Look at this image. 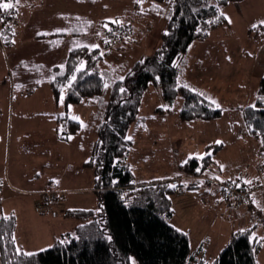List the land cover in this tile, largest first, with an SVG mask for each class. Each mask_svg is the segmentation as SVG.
Masks as SVG:
<instances>
[{"label":"rangeland","instance_id":"obj_1","mask_svg":"<svg viewBox=\"0 0 264 264\" xmlns=\"http://www.w3.org/2000/svg\"><path fill=\"white\" fill-rule=\"evenodd\" d=\"M23 4V0L16 2L17 6ZM159 7L150 8L137 0H98L93 7L79 6L78 9H82L84 14H92V18L100 22L98 37H102L106 22L132 23L136 29L133 38L123 42L128 43L126 47L117 46L112 50L99 47L105 55L99 65L102 74L106 73L110 77L117 75L121 80L137 61L151 57L160 49L162 35L167 33L166 22L172 11L170 6ZM39 9L43 12L38 10L35 15L28 13L32 24L47 17L43 7ZM221 12L225 16L224 25L212 31L215 34L211 38L208 34L204 39L193 41L194 48L190 45L176 65L178 86H184L202 96L214 109L220 111L219 116L214 119L182 120L180 111L183 97L177 95L172 102H167L159 85H150L140 99L137 115L140 121L130 126L126 136L127 141L133 143L125 156V162L130 166L134 182L171 179L180 174L179 166L188 159L194 157L201 160L206 156L211 161L210 166L214 169L215 176L233 178L240 175L247 181L251 180L247 177L250 175L248 169L259 162L260 140L247 128L243 110L254 105L259 82L263 79L255 66L258 62H254V59L258 60L255 53L258 52L260 39L264 35V25L260 24L262 18L257 0L232 3L223 7ZM12 24H18V18L16 24L10 20L6 23L1 20L0 29L11 26V33L14 35ZM13 35L5 38L0 35V176L9 172L11 183L9 178L8 183L15 195V204L9 205L17 209L14 211L16 226L18 223L16 244L19 250L23 247L25 252L36 253L39 251H30L28 248L42 245L43 241H38L43 237L40 235V228L34 224L25 199L34 194V189H41L42 192L70 186L77 193L80 192L75 204L82 214L86 212L82 210L89 211L87 208L98 207L97 193L83 190L95 180L94 168L85 164L77 167L76 163L82 158L87 161L91 157L98 136L96 129L104 119L106 100L96 106L83 105L65 110L62 103L56 104L48 89L21 87L23 82L37 79L38 64L43 69L42 60L49 58L44 54L38 56L31 32H27L26 39L20 38L21 33L20 37L12 40ZM18 49L20 50L16 52ZM225 50L227 56H223ZM9 52L13 53L12 56H7ZM59 58L60 56L56 61ZM44 71L42 70L43 75ZM108 96L107 94V101ZM165 105L168 107H164ZM56 113L58 117L52 120ZM82 117L87 119L82 120ZM59 118L64 122L67 119L77 122L79 130L75 134L69 133L67 139L62 138L63 126ZM257 164L256 175L261 168L264 169L263 165ZM183 176V192L168 195L171 216L162 215L161 218L173 229L187 236L191 259L192 255L196 258L197 253L193 252L204 235L214 237L217 228L223 229L224 233H228L223 237L224 244H229L232 239L231 230L235 233L239 231V226L236 224L229 231L227 226L230 229L231 221L227 217L218 215L203 199L200 201L192 198L198 192L191 188L196 183L187 187L185 181H198L199 186L207 187L199 178L201 176L185 172ZM218 192L221 206H228L219 190ZM186 196L191 199L185 200ZM39 205L40 203L35 206ZM232 206L239 210L244 208ZM260 209L263 210L264 207ZM37 212L48 214L50 210L41 208ZM69 217L65 219L68 223L73 222L77 226L81 224L80 220ZM62 225L59 224L58 227L65 229ZM262 235L259 252L261 257L258 254L256 259L259 257L264 261V232ZM68 236L69 234L64 235L67 240ZM209 240L211 238L206 239ZM133 260L138 264L135 258L130 259V264Z\"/></svg>","mask_w":264,"mask_h":264},{"label":"trees","instance_id":"obj_2","mask_svg":"<svg viewBox=\"0 0 264 264\" xmlns=\"http://www.w3.org/2000/svg\"><path fill=\"white\" fill-rule=\"evenodd\" d=\"M143 1L149 2L155 9L170 6L172 14L170 16L168 11L167 33L162 35L160 49L151 57L137 61L123 79L101 73L99 65L105 55L99 48L77 44L69 51L62 69L54 67L53 71L36 75L38 81H48L53 100L57 105L62 103L65 110L83 105L96 106L106 100L104 122L102 120L96 129L98 136L91 157L85 163L94 168V189L100 209L82 210L86 211V217L81 210L69 211L68 216L81 221L74 235H69L68 240L65 237L56 240L50 248L32 255H26L16 244V218L0 215V264H130V258H135L138 264H207L193 255L190 259L187 236L173 229L161 216H171L168 195L183 192L181 181L184 172L192 176H215L211 161L207 156L201 160L192 157L179 166L180 174L171 179L137 183L133 181L130 166L125 162L128 149L133 144L127 141L126 136L130 126L140 121L137 119L140 99L150 85H159L167 102H172L177 95L183 97L180 111L182 120L214 119L219 116L220 111L202 96L178 86L176 65L193 41L206 38L224 25L223 7L245 0ZM1 20L5 23L9 21L2 17ZM16 25L12 24L13 31ZM11 31V26L1 28L0 35L10 37L13 35ZM83 35L84 32H79L74 33L73 37ZM81 62L84 65L82 68ZM243 118L249 131L260 140V150L264 151V79L259 82L254 105L243 110ZM59 120L63 126L62 138L67 139L69 133L75 134L79 130L77 122ZM215 177L220 178L219 175ZM185 182L187 187L194 183L196 186L191 188L200 187L198 181ZM203 183L213 187L208 180ZM8 188L12 189L10 186ZM4 190L5 187L0 191V198ZM44 191H51L54 196L50 202H46L40 192V199L36 203L40 205L35 206L36 211L60 204L64 199L61 191ZM261 211L264 213V209ZM256 225L259 226L258 223ZM250 231L233 233L231 241L214 264H257L260 241L251 240Z\"/></svg>","mask_w":264,"mask_h":264},{"label":"crops","instance_id":"obj_3","mask_svg":"<svg viewBox=\"0 0 264 264\" xmlns=\"http://www.w3.org/2000/svg\"><path fill=\"white\" fill-rule=\"evenodd\" d=\"M23 1H24L23 6L22 5L17 6L16 5L17 0H12L18 12V24L15 28V34L17 36L14 34L12 37V40H16V37L17 38L20 37L21 33L22 35L20 38L26 39L27 32L32 33L33 38L31 39H33V43L37 45L36 53L38 54V56L41 57V56L46 55L49 58V60L47 59V57L46 59L42 60L43 61L42 64L44 65L43 69L41 68L40 64H38L37 71H36L38 75L39 73H42V70L43 71L45 70L46 72H50L54 70V67H57V69H62L64 67V62H65L66 57L68 56L69 51L72 49V47L75 44L80 45V46H88V47H90L91 45H96L97 47L95 48H99L100 46L102 47V37L97 36L100 31V26H99L100 22H96L92 18L93 17L92 14H84L81 11L82 9L81 10L78 9L79 6L93 7L94 3L98 0H45V1L44 0H23ZM245 1H251V0H245ZM142 2L143 3L141 4L145 3L150 8H152L149 2H144L143 0ZM257 3L260 4V18H262L260 19V21H264V0H257ZM41 6L43 7L44 14L47 15V17L42 18V20L36 21L32 24V21L28 17V13L32 12L35 15V13L38 10H40L39 8ZM40 12H43V11L40 10ZM27 28H30V29H27ZM57 29H61L62 31H57ZM76 30L77 32H74ZM79 32L81 33L84 32V35L80 37H73L74 33H79ZM134 34H136V29H134L133 36ZM212 34L214 35L215 33L211 32L209 34L210 36L209 38L212 37ZM10 43H11V39H10ZM28 43H31V42L28 41ZM127 44L128 43H121L118 46L126 47ZM17 45L18 43L16 44V46ZM194 46H195V43H192L191 47L194 48ZM127 48L126 50L128 51ZM19 50L20 49H18L16 52H18ZM0 52L2 53V50H0ZM12 54L13 53L9 52L7 56H12ZM255 55L258 56V60L254 59V62L256 61L258 62V64L255 65L256 69L259 72V74L262 75L261 77L264 79V35L260 39L259 50L257 53H255ZM56 56L57 57L60 56V58L57 61H56L57 59ZM223 56H227V50H225ZM61 65H63V67H61ZM26 83L28 84L25 85ZM21 87L23 88L25 87L45 88V89H48L49 94H51L48 81L40 82L38 81V79H33L31 81L23 82L21 84ZM57 117L58 116L56 113L53 115L52 120H56ZM86 119L82 117V120H86ZM86 156L84 157L86 158ZM85 163H86V160L82 158L76 164H78L77 167H80L81 165ZM257 163H260V166L262 165L264 166V151H261L260 153L259 162H255L252 166L249 167L248 172L250 173V175L249 176L247 175L249 179L255 178L256 167L258 165ZM8 173L9 172L7 171V178H9ZM9 181L11 183L10 178H9ZM53 190L63 192L64 199L63 201H61L60 204L56 203L54 205H49L47 209L50 210V213L48 214L38 213L35 209V205L40 199L39 193L41 192V189H34L33 190L34 194H31V196L25 198L27 200L26 202L28 204L29 212L33 216L32 219L35 221L34 224L36 227L40 228V235L43 237V238H39V241H38V243H40V241H43L42 245L35 247V248H28V250L30 251L31 249H34L33 251H37V250L41 251V250L50 248L55 243L56 240L62 239L65 234H69V235L73 234V231L75 227L77 226L73 222L68 223L67 221H65V219L70 218L67 215L69 211L80 209L75 204L78 201V198H79L78 194L80 192L77 193L76 190H74V188H71L70 186L59 188L57 190L53 189ZM83 190L90 192V193H95L94 181H92L91 184L87 186L86 188H84ZM197 190L198 192L192 198L194 200L198 199L200 201L201 199H203L205 203H207V205L210 206L214 210V212H217V214L220 216L227 217V219L231 221L229 222L230 229L227 226V229L229 231L234 225L237 224V226H239V231L240 229L241 231L251 230L250 231L251 240L260 241L261 237L263 236L262 234L264 232V229L256 225V223L252 220L251 216L249 215V212L247 209L243 208V210H239V209H236L235 206H226L225 204L221 206L222 204H220L218 200L219 192L214 187L207 188L204 186H200V188H198ZM262 193L263 191L259 190L252 194V196L254 197V200L256 202L258 201L259 207H263L262 206ZM189 199H191V197L186 196L185 200H189ZM14 200H15V195L13 194V190L8 187H5V190L0 198V215H4V216L12 215L16 218L14 211L17 209L10 207L9 205L12 203V206H13L15 204ZM214 207H216V209H214ZM87 209L97 210L98 207L96 208L92 206V209L91 208H87ZM59 224H63L65 226V229L59 228L58 227ZM63 225L62 227H64ZM17 229H18V223L16 226V231ZM216 230L218 231L216 234H214V237L208 234L204 235L202 242L199 244L196 251L193 252L194 254L197 253L196 255L197 259L204 261L207 264L211 263L212 261L214 262L218 254L221 252V250H223L224 247L228 245V244H224L225 240L223 241V237L225 238L228 233H224L222 231L223 229H220V228L219 229L217 228ZM233 231L234 230H231V235H233L234 233ZM15 233L17 234V232ZM210 238L211 240L206 241V239H210ZM23 249L24 248L21 247V251H23L24 253H32V252H25ZM259 252H260V248H259L258 254ZM260 255L261 254H259V257H261ZM259 257L258 259H256V263L264 264V261L262 260V258L260 259Z\"/></svg>","mask_w":264,"mask_h":264},{"label":"built area","instance_id":"obj_4","mask_svg":"<svg viewBox=\"0 0 264 264\" xmlns=\"http://www.w3.org/2000/svg\"><path fill=\"white\" fill-rule=\"evenodd\" d=\"M17 9L13 6L12 9H0V17L10 21L17 20ZM134 28L132 23L122 21L106 22L102 34V47L112 49L117 47L120 43L130 41L133 38ZM264 169L261 168L257 172V176L252 181H247L245 177L237 176L234 178L221 179L215 176L199 177L203 181H209L215 185L221 193L222 198L228 204L236 206L247 207L249 215L252 220L264 228V213L256 204L252 194L256 191L262 190V206L264 207ZM10 186L8 183L7 173L0 176V191L3 187ZM44 200L50 202L54 193L51 191H43Z\"/></svg>","mask_w":264,"mask_h":264},{"label":"snow or ice","instance_id":"obj_5","mask_svg":"<svg viewBox=\"0 0 264 264\" xmlns=\"http://www.w3.org/2000/svg\"><path fill=\"white\" fill-rule=\"evenodd\" d=\"M18 2V0H17ZM137 2H142V0H137ZM14 6L12 0H0V9H4V10H9L12 9ZM261 24H264V21H260ZM253 27H255V25H253ZM200 29H197V31H199ZM57 31H62L61 29H57ZM90 47L95 48L97 47L96 45H91ZM83 62H81L80 67L82 68ZM61 67H63V65H61ZM79 70V69H77ZM74 78V77H73ZM121 79H123V77H121ZM71 83V80L69 81V84ZM105 87H107V85H105ZM121 91H124L123 88H121ZM213 103H215V101H213ZM164 107H168L167 105H165ZM217 107H219V105H217ZM128 139H131V137H128ZM216 143H220V141H216ZM221 167H223V165H221ZM199 171V169H197ZM169 187H174V185H169ZM5 219H7V217H5ZM108 239L110 240L111 237L109 236ZM26 255H32V253H25ZM131 259V258H130ZM132 264H135V261H132Z\"/></svg>","mask_w":264,"mask_h":264},{"label":"bare ground","instance_id":"obj_6","mask_svg":"<svg viewBox=\"0 0 264 264\" xmlns=\"http://www.w3.org/2000/svg\"><path fill=\"white\" fill-rule=\"evenodd\" d=\"M6 20V19H5Z\"/></svg>","mask_w":264,"mask_h":264}]
</instances>
